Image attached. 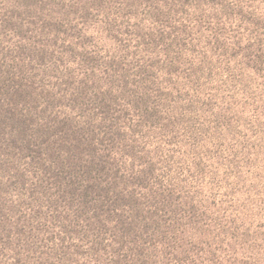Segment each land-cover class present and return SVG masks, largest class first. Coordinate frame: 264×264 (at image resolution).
<instances>
[{
  "label": "rangeland",
  "instance_id": "obj_1",
  "mask_svg": "<svg viewBox=\"0 0 264 264\" xmlns=\"http://www.w3.org/2000/svg\"><path fill=\"white\" fill-rule=\"evenodd\" d=\"M0 264H264V0H0Z\"/></svg>",
  "mask_w": 264,
  "mask_h": 264
}]
</instances>
